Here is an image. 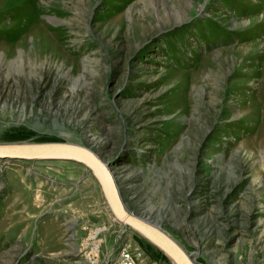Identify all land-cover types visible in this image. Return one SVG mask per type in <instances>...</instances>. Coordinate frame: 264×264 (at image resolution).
<instances>
[{
    "label": "rangeland",
    "instance_id": "obj_1",
    "mask_svg": "<svg viewBox=\"0 0 264 264\" xmlns=\"http://www.w3.org/2000/svg\"><path fill=\"white\" fill-rule=\"evenodd\" d=\"M47 141L95 152L196 264H264V0H0V144ZM100 192L0 158V264H173Z\"/></svg>",
    "mask_w": 264,
    "mask_h": 264
},
{
    "label": "water",
    "instance_id": "obj_2",
    "mask_svg": "<svg viewBox=\"0 0 264 264\" xmlns=\"http://www.w3.org/2000/svg\"><path fill=\"white\" fill-rule=\"evenodd\" d=\"M0 158L67 160L83 165L97 182L110 213L119 223L133 227L174 264H196L191 255L160 226L128 212L109 166L90 148L61 141L0 144Z\"/></svg>",
    "mask_w": 264,
    "mask_h": 264
},
{
    "label": "built area",
    "instance_id": "obj_3",
    "mask_svg": "<svg viewBox=\"0 0 264 264\" xmlns=\"http://www.w3.org/2000/svg\"><path fill=\"white\" fill-rule=\"evenodd\" d=\"M134 255L141 256V251L134 253ZM130 251L127 249H123L117 258V261L114 264H137L138 256H134Z\"/></svg>",
    "mask_w": 264,
    "mask_h": 264
},
{
    "label": "bare ground",
    "instance_id": "obj_4",
    "mask_svg": "<svg viewBox=\"0 0 264 264\" xmlns=\"http://www.w3.org/2000/svg\"><path fill=\"white\" fill-rule=\"evenodd\" d=\"M40 43V42H39ZM41 44V43H40ZM12 144H14V143H12ZM81 146V145H80ZM47 161H55V162H59V161H64V162H73V161H67V160H47ZM103 161V160H102ZM73 163H76V162H73ZM105 163V162H104ZM106 164V163H105ZM108 165V164H107ZM83 166V165H82ZM87 174L88 175H90L91 177H93L92 176V174L90 173V172H88L87 171ZM100 188V187H99ZM101 191V190H100ZM101 193V192H100ZM102 194V193H101ZM106 206V208L108 209V207H107V205H105ZM109 210V209H108ZM128 210V209H127ZM129 212V211H128ZM109 213H110V211H109ZM129 213H132V212H129ZM133 214V213H132ZM110 215H111V217L114 219V221H116V222H118L116 219H115V217L110 213ZM135 215V214H134ZM136 216H138V215H136ZM139 217L140 218H143V219H145V220H147V221H149V222H151V220L148 218V217H144V216H142V215H139ZM119 223V222H118ZM151 223H153V222H151ZM154 224V223H153ZM121 225H123L124 227H126V228H130L131 230H133L134 232H136L137 234H140L141 235V237L142 238H144L143 237V235L141 234V233H139L137 230H135L133 227H129V226H127V225H125V224H123V223H121ZM154 225H156V224H154ZM157 226V225H156ZM145 239V238H144ZM145 240H147V239H145ZM148 241V240H147ZM134 256H138V257H140L139 255H134ZM167 257V256H166ZM168 258V257H167ZM169 259V258H168ZM170 260V259H169ZM171 261V260H170ZM172 262V261H171ZM173 263V262H172ZM174 264V263H173Z\"/></svg>",
    "mask_w": 264,
    "mask_h": 264
}]
</instances>
